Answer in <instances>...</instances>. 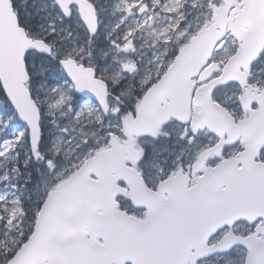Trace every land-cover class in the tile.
I'll return each instance as SVG.
<instances>
[{
  "label": "snow or ice",
  "instance_id": "1",
  "mask_svg": "<svg viewBox=\"0 0 264 264\" xmlns=\"http://www.w3.org/2000/svg\"><path fill=\"white\" fill-rule=\"evenodd\" d=\"M0 264H264V0H0Z\"/></svg>",
  "mask_w": 264,
  "mask_h": 264
}]
</instances>
